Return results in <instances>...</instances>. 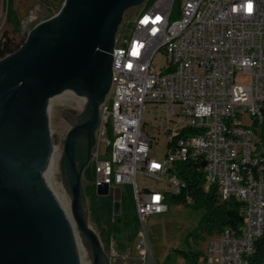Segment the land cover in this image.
<instances>
[{"label":"built area","instance_id":"built-area-1","mask_svg":"<svg viewBox=\"0 0 264 264\" xmlns=\"http://www.w3.org/2000/svg\"><path fill=\"white\" fill-rule=\"evenodd\" d=\"M152 4L116 38L110 102L101 107L91 163L95 189L130 188L138 260L157 264L145 224L186 189L176 164L204 158L205 192L216 187L223 202L244 203L245 225L241 234L224 229L211 239L201 264H255L254 243L264 240V154H253L251 141L264 143V0ZM239 75L250 84H239ZM161 136L173 142L162 161L151 156Z\"/></svg>","mask_w":264,"mask_h":264},{"label":"water","instance_id":"water-1","mask_svg":"<svg viewBox=\"0 0 264 264\" xmlns=\"http://www.w3.org/2000/svg\"><path fill=\"white\" fill-rule=\"evenodd\" d=\"M144 3L65 0L18 51L0 60V264H81L72 223L45 174L55 148L48 105L64 95L81 98L85 107L79 116L58 107L72 125L60 162L63 186L93 264H108L101 240L87 222L83 176L97 144L101 107L112 89L120 26L130 9ZM97 194L109 196L111 190L100 187ZM113 196L118 211L121 190Z\"/></svg>","mask_w":264,"mask_h":264},{"label":"rangeland","instance_id":"rangeland-1","mask_svg":"<svg viewBox=\"0 0 264 264\" xmlns=\"http://www.w3.org/2000/svg\"><path fill=\"white\" fill-rule=\"evenodd\" d=\"M148 0L137 8L130 9L124 16L120 30L126 28L133 18L146 7ZM63 0H50L37 3L34 0H0V39L7 35L15 40L16 43L22 44L27 39L29 33L40 23L47 21L59 13L60 5ZM153 5V4H152ZM10 9L13 11V17L10 16ZM159 57L157 62H161ZM239 84H250L249 76L239 75L237 77ZM110 102V97L107 99ZM72 109L77 115L84 110V100L77 96L64 95L56 97L48 105L49 126L54 143L53 153V170L48 178L49 185L57 198L64 200L68 207V217L72 223L75 233L78 235V247L81 258V264H93L92 250L86 240L81 239L72 217V200L63 186L61 177V157L64 152V142L72 125L61 115L59 108ZM154 109L149 107L147 112H153ZM97 144L99 134L96 132ZM105 144H101V151L104 152ZM168 152V138L161 136L153 143L151 156L162 161ZM92 163V160H91ZM139 184L144 180L138 177ZM87 183L83 176V187ZM132 193L128 186L123 187V196L127 201ZM169 212L162 216H152L145 224L149 245L157 264H186L185 259L179 251L197 252L200 254L198 263H203L208 256L209 242L218 235L211 232L208 228V222L213 217L212 209L203 201L193 204L176 203L169 201ZM87 222L88 225L99 236V232L93 223L89 212V201L86 197ZM100 238V237H99ZM101 240V239H100ZM102 243V242H101ZM136 237L134 234L127 236L125 239L120 236L114 240L108 249L104 248L108 258V264H140L135 251ZM131 246L132 251L128 257H125L126 249Z\"/></svg>","mask_w":264,"mask_h":264},{"label":"trees","instance_id":"trees-1","mask_svg":"<svg viewBox=\"0 0 264 264\" xmlns=\"http://www.w3.org/2000/svg\"><path fill=\"white\" fill-rule=\"evenodd\" d=\"M153 0H148L146 7L152 4ZM64 1L60 5L61 10ZM10 16L13 17V11L10 9ZM18 44L14 39L4 35L0 39V60L15 53L25 43ZM185 137V135H182ZM173 145V142L169 144ZM206 161L204 158H198L195 161H186L178 163L175 166V174L186 182L187 187L179 196H172L170 200L176 203H186V198L191 197L194 203L199 201L205 202L212 209L213 217L208 222V228L216 234L224 229H230L236 234H241L245 225V206L239 200H230L223 202L216 187H213L209 192L204 190V170ZM94 171L92 165L85 171L84 180L87 183L85 186V194L89 201V212L93 223L95 224L99 237L105 249H108L112 242L122 236L124 239L134 234L136 237L138 230V216L135 209L133 196L126 201L121 194V209L120 212L115 211V204L112 195L99 196L94 186ZM255 255L252 257V262L255 264L264 263V240H256ZM132 251L131 246L126 249V252ZM180 255L185 259L186 264H198L200 254L197 252L179 251Z\"/></svg>","mask_w":264,"mask_h":264},{"label":"bare ground","instance_id":"bare-ground-1","mask_svg":"<svg viewBox=\"0 0 264 264\" xmlns=\"http://www.w3.org/2000/svg\"><path fill=\"white\" fill-rule=\"evenodd\" d=\"M251 148H253V154H256V155H263L264 154V143L262 140H252L251 141ZM50 166L51 167H50L49 173L45 172V174L48 175V178H49V176L53 170V156H52V159L50 161ZM57 199L60 202L63 210L65 211V213L68 216V207H67L66 203L61 198H57ZM75 236H76V240H77V244H78V238H77L78 235L76 233H75Z\"/></svg>","mask_w":264,"mask_h":264},{"label":"flooded vegetation","instance_id":"flooded-vegetation-1","mask_svg":"<svg viewBox=\"0 0 264 264\" xmlns=\"http://www.w3.org/2000/svg\"><path fill=\"white\" fill-rule=\"evenodd\" d=\"M79 116V115H78ZM78 116H76L75 117V119L78 117ZM113 191L114 190H111V194L110 195H112V197H113V199H114V196H113ZM122 194V193H121ZM122 198V197H121ZM114 204H115V200H114ZM120 209H121V200H120ZM120 212V210H118V213Z\"/></svg>","mask_w":264,"mask_h":264},{"label":"snow or ice","instance_id":"snow-or-ice-1","mask_svg":"<svg viewBox=\"0 0 264 264\" xmlns=\"http://www.w3.org/2000/svg\"><path fill=\"white\" fill-rule=\"evenodd\" d=\"M249 8L251 9V6H249Z\"/></svg>","mask_w":264,"mask_h":264}]
</instances>
